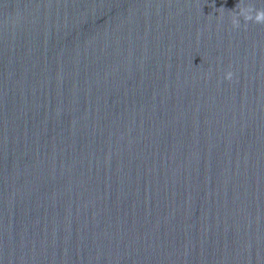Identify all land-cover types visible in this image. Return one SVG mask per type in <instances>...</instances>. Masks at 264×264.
<instances>
[{
  "label": "water",
  "instance_id": "1",
  "mask_svg": "<svg viewBox=\"0 0 264 264\" xmlns=\"http://www.w3.org/2000/svg\"><path fill=\"white\" fill-rule=\"evenodd\" d=\"M0 264H264V0H0Z\"/></svg>",
  "mask_w": 264,
  "mask_h": 264
}]
</instances>
